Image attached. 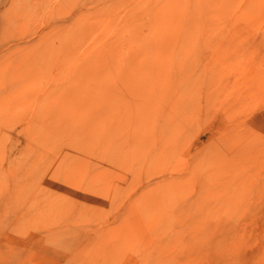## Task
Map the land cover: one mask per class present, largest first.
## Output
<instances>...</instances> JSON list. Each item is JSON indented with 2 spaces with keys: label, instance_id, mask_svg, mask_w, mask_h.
Returning a JSON list of instances; mask_svg holds the SVG:
<instances>
[{
  "label": "rangeland",
  "instance_id": "obj_1",
  "mask_svg": "<svg viewBox=\"0 0 264 264\" xmlns=\"http://www.w3.org/2000/svg\"><path fill=\"white\" fill-rule=\"evenodd\" d=\"M0 2V264H264V0Z\"/></svg>",
  "mask_w": 264,
  "mask_h": 264
},
{
  "label": "bare ground",
  "instance_id": "obj_2",
  "mask_svg": "<svg viewBox=\"0 0 264 264\" xmlns=\"http://www.w3.org/2000/svg\"><path fill=\"white\" fill-rule=\"evenodd\" d=\"M19 1H22V0H11L10 2H9V0H8V4H7V6H8V9L12 12V14H13V12H15L16 11V9H18V7H19V5H20V2ZM24 1V0H23ZM35 2V1H34ZM40 3V2H39ZM35 4V3H34ZM3 5H5V4H3V2L1 3L0 2V6H3ZM28 5V4H27ZM29 5H33V3L31 2ZM36 5V4H35ZM50 5V4H49ZM22 6V5H21ZM57 6V5H56ZM61 6V5H60Z\"/></svg>",
  "mask_w": 264,
  "mask_h": 264
}]
</instances>
